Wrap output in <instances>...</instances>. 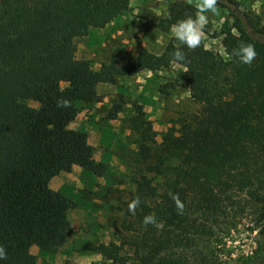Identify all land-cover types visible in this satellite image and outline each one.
<instances>
[{"label":"trees","instance_id":"16d2710c","mask_svg":"<svg viewBox=\"0 0 264 264\" xmlns=\"http://www.w3.org/2000/svg\"><path fill=\"white\" fill-rule=\"evenodd\" d=\"M128 3L0 0V245L7 254L0 264H36L32 247L51 255L72 234L68 213L76 204L49 188L54 177L73 167L88 178L106 174L107 166L94 159L87 133L69 128L81 108L92 104L97 86L171 65L186 70L191 105L160 142L142 106H132L129 131L135 148L128 152L127 169L134 191L120 223L126 239L119 245L100 244L94 252L115 264H217L212 262L217 260L213 247L219 230L245 217L264 254L262 30L255 31L247 15L236 12L228 0L234 20L223 32L225 59L201 44L189 49L172 40L161 55L141 50L125 67L109 62L94 71L90 61L77 60L74 39L104 29ZM196 12L175 1L156 28L168 33L178 21L195 20ZM241 44L253 46L256 56L250 64L239 58ZM177 50L184 60H174ZM64 100L69 106L58 107ZM120 111L114 108L108 120ZM137 198L139 204L129 212ZM147 215L155 216V225L142 223ZM124 247L130 254L121 258ZM254 259L264 257L255 253Z\"/></svg>","mask_w":264,"mask_h":264},{"label":"rangeland","instance_id":"374dc122","mask_svg":"<svg viewBox=\"0 0 264 264\" xmlns=\"http://www.w3.org/2000/svg\"><path fill=\"white\" fill-rule=\"evenodd\" d=\"M175 1H183L194 7L196 3V0ZM230 1L236 6V12L247 15L255 31L262 30L263 33L259 34L258 38H264V0ZM172 2L173 0H151L146 4L142 0H131L130 7L107 27L101 30L91 29L86 37L74 39L75 58L90 61L92 69L98 71L102 64L109 62H115L118 67H125L134 62L141 50L156 56L161 55L172 40L175 45L179 41L171 30L162 33L156 28L158 21L166 16ZM151 7L157 9L156 13L146 15L143 10ZM228 8H231L228 0H217L218 14L205 13L208 22L201 30L199 43L222 59L226 58L223 32L231 28L234 20ZM238 17L243 20L244 26L249 28L245 25V20L241 16ZM186 78L184 68L171 65L159 72L140 71L132 77L116 78L113 84H100L96 88L92 104L81 108L69 125L72 130H83L87 133L88 144H95V161L107 166V172L102 178H88L82 173L74 172L63 175V180L58 177V181L72 184L66 186L67 197L76 204L68 214V220L74 226L68 245L69 251L78 255H90L95 253L94 248L100 244L119 245L121 240L126 239V233L120 229V223L124 218L130 194L134 191L127 169L128 152L135 148L132 145L134 136L129 131L132 106H142L155 132L156 141L160 142L162 134L191 105ZM26 104L31 108L38 107L32 101H27ZM118 106L121 111L114 120H108L109 115ZM75 196L81 200H77ZM249 222V218H237L231 227L219 230V243L213 247L217 260L212 263L242 264L246 261L247 264H264V259H254L255 253L259 258L264 257V254L257 249V235L249 231ZM36 252V248L31 249L36 263L43 264L41 256ZM54 254L55 252L50 256ZM128 254L130 251L124 247L119 256L125 258ZM86 264L115 263L100 258Z\"/></svg>","mask_w":264,"mask_h":264},{"label":"clouds","instance_id":"9594fccd","mask_svg":"<svg viewBox=\"0 0 264 264\" xmlns=\"http://www.w3.org/2000/svg\"><path fill=\"white\" fill-rule=\"evenodd\" d=\"M217 0H196L195 8L197 9L196 18H187L185 20L178 21L175 25L171 26V32L176 39L186 44L189 49H195L199 46L201 39V30L207 24V16L205 13L212 12L214 15L218 14L216 9ZM240 60L244 64H250L255 58L256 53L252 45L241 44L238 49ZM175 61H182L185 59L184 55L179 51H175L173 54ZM186 71V70H185ZM58 107H67L69 102L67 100L58 101ZM176 202L177 208L182 211L183 205L180 203L176 196L172 197ZM139 204V199H134L129 205V212H134L136 206ZM142 223L146 226L148 224H156L154 215H147L143 218ZM7 259V254L3 245H0V261Z\"/></svg>","mask_w":264,"mask_h":264},{"label":"crops","instance_id":"0c3cea01","mask_svg":"<svg viewBox=\"0 0 264 264\" xmlns=\"http://www.w3.org/2000/svg\"><path fill=\"white\" fill-rule=\"evenodd\" d=\"M142 1H144L147 4L151 0H142ZM157 1H159V0H157ZM130 2H131V0H129L128 8L130 7ZM174 2H175V0H173L172 3H174ZM143 11L145 12L146 15H148L149 13H153V14L156 13L157 9L151 7V8H145ZM149 20H151V19H148V21ZM90 146H92L95 149V144L91 143ZM71 172H74L77 174L82 173L78 167H73ZM70 173H61L58 176L54 177L49 183V188L53 192H61L62 191L65 193L64 195L67 196L68 190L64 191L63 189L66 186H68V185L70 186L72 184H67V182H64V181H58V177L60 178V180H63L64 179L63 175L67 176V175H70ZM74 184L77 186L76 182ZM71 227H72V229H74L73 225H71ZM70 236L71 235H69V237L67 238L65 244L63 246L59 247L55 251L54 256L41 255V254H39L38 250L36 249L37 250L36 254L41 256V262L43 264H50V262H52L54 264H65L67 262H68V264H86V263H90L91 261H98V259L101 258L100 255L97 253H93L90 255L84 253L82 255H78L74 252L69 251L70 248H68V245L70 243ZM32 248H35V247H32ZM68 251H69V253L67 254ZM36 254H35V256H36Z\"/></svg>","mask_w":264,"mask_h":264}]
</instances>
